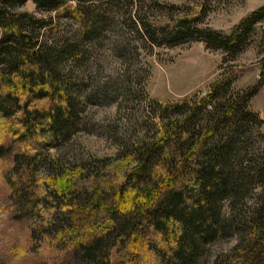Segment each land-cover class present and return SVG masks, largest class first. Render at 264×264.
<instances>
[{"label": "trees", "instance_id": "trees-1", "mask_svg": "<svg viewBox=\"0 0 264 264\" xmlns=\"http://www.w3.org/2000/svg\"><path fill=\"white\" fill-rule=\"evenodd\" d=\"M30 1L45 13L77 14L80 34L48 43L42 32L54 28L53 19L22 11ZM73 1L0 0V119L11 121L9 130L0 124V163L6 167L0 179L17 211L34 214L41 200L54 208L60 228L51 244H62L60 264H208L210 245L232 235L237 243L231 257L210 264H264V121L250 107L264 87V71L245 91L231 92L237 76L230 73L215 81L206 97L192 94L156 104L165 113L156 117L160 133L134 149L132 169L115 186L76 193L74 177L51 158L85 119L83 83L73 84L66 64H83L84 49L116 25L118 13L129 16L145 45L174 48L200 41L235 58L264 19V7L222 35L199 28L208 15L203 9L192 18L154 24L142 18V7L160 13L177 7L158 0ZM132 50L127 46L122 52ZM39 167L53 172L43 184L35 183ZM38 187L44 195H37ZM256 190L249 207L248 196ZM96 214L114 227L99 228L98 234L87 228Z\"/></svg>", "mask_w": 264, "mask_h": 264}, {"label": "rangeland", "instance_id": "rangeland-1", "mask_svg": "<svg viewBox=\"0 0 264 264\" xmlns=\"http://www.w3.org/2000/svg\"><path fill=\"white\" fill-rule=\"evenodd\" d=\"M158 1L177 9L160 13L144 6L140 10L142 18L146 16L154 24H167L170 20L192 18L203 9L208 15L199 28L222 35L230 34L242 19L264 7V0ZM20 9L40 18L52 17L54 28L42 32L48 43L57 42L59 37H76L81 32L80 20L71 11L45 13L31 1ZM121 12L117 14L116 25L105 29L95 39L94 47L84 49L87 53L83 64L78 67H73V62L66 64L72 71L73 84L83 83L84 89L80 91L87 101L80 108V116L85 119L79 122L70 138L51 151V158L59 159L61 171L74 177V190L79 194L102 190L106 183L115 186L113 182L132 169L134 149L142 142L150 143L152 137L160 133L156 117L165 113L156 104L176 102L192 94L206 97L209 87L230 73L237 76L231 92L245 91L259 82L264 71V19L248 34L247 47L232 58L222 50L208 49L200 41L174 48L145 45L133 29L129 16ZM127 46H132L133 50L123 53ZM250 107L260 112L264 121V87L251 100ZM8 120L1 118L0 124H5L4 128L9 130L11 121ZM261 132L264 134V123ZM3 133L0 131V137H4ZM254 146L257 157L260 145L256 141ZM261 148L264 152L263 145ZM2 164L0 171L6 168L1 167ZM52 175L50 168L39 167L34 173L35 183L43 184L42 181L47 182ZM2 183L0 179V264H60L64 259L57 248L62 244L57 246L56 241L51 244L60 228L54 208H46L41 200L36 202L34 214H21ZM36 192L44 195L39 187ZM256 192L248 196L249 207L254 203ZM105 217L104 214L93 215L87 228L97 234L99 228L111 230L114 225L105 223L109 222ZM83 232L86 235L88 230ZM236 243L233 235L216 240L209 247L208 264L217 257L221 260L231 257Z\"/></svg>", "mask_w": 264, "mask_h": 264}]
</instances>
